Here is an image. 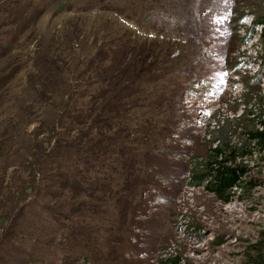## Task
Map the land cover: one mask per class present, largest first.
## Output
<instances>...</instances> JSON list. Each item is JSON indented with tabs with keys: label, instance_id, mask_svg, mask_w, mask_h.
I'll use <instances>...</instances> for the list:
<instances>
[{
	"label": "rangeland",
	"instance_id": "1",
	"mask_svg": "<svg viewBox=\"0 0 264 264\" xmlns=\"http://www.w3.org/2000/svg\"><path fill=\"white\" fill-rule=\"evenodd\" d=\"M74 1L78 2L74 11L59 15H55L54 3L25 31L22 53L32 55L37 49L45 50L61 60L71 76L61 80L37 75L31 83L36 92L27 97L41 94L42 101H25L21 96L22 113L18 112L22 115L6 121L5 111L4 116L0 114V135L16 129L9 157L0 158V187L16 177L23 184L17 185L23 195L26 183L22 179L28 181V175L24 172L17 177L13 165L25 163V148L30 144L45 140L43 146L48 148L49 128L59 118L65 95L81 81L90 62H96L111 43L124 40L139 46L133 54L141 51L152 57L149 67L155 64L166 70L176 69L174 110L162 116L172 130L164 133L157 146L160 158L152 159L147 184L135 200L137 212L128 217L124 235H117L110 245V260L77 257L70 264H240L247 247L264 238V143L251 142L246 132H264V36L262 26L257 24L258 17L264 15V0H202L198 21L168 19L169 31L141 29L132 9L121 8L124 0H115L106 9L98 6L82 13L77 11H82L87 1ZM183 1L184 8L190 9V0ZM10 3L0 0V13L1 7ZM8 62L13 63L0 60V67ZM128 62L127 69L114 77L120 86L135 80L134 69L143 65L139 57L134 62L132 56ZM19 77L25 78V74ZM110 95L106 93V98ZM219 121L222 126L227 121L234 125L227 133L232 138L230 143L224 144L231 149L215 159L226 160L228 166L239 165L245 171L243 183L229 191L228 200L208 191L210 175L199 185L193 178L202 174L199 164L215 160H210L208 153L219 145L211 136ZM249 121L254 124L250 126ZM5 137L6 133L0 139ZM5 187L0 192L5 195L3 201L0 199V236L6 222L10 224L9 212L15 202L12 193L6 199L10 192ZM30 187L32 184L27 192L32 196L35 191ZM39 200L59 213L70 211L64 200L46 196ZM22 220L31 224L32 218L24 215ZM30 244H20L32 256L29 264H63L62 254L56 253L51 259L49 248L33 250ZM11 258L22 262L26 256L10 252L9 264H13Z\"/></svg>",
	"mask_w": 264,
	"mask_h": 264
},
{
	"label": "trees",
	"instance_id": "2",
	"mask_svg": "<svg viewBox=\"0 0 264 264\" xmlns=\"http://www.w3.org/2000/svg\"><path fill=\"white\" fill-rule=\"evenodd\" d=\"M57 1L11 0L9 6L1 7L0 60L13 61L0 67V114L4 116L2 113L5 111L6 121L13 120L18 114L22 115L18 112L20 110L22 113L19 107L21 96L25 101L29 99L33 102L35 98V102L42 101L41 94L27 97L36 92L31 88L34 77H59L62 80L71 76L62 61L45 50L37 49L32 55L21 52L27 38L25 31L35 25L38 16L54 3L55 15L74 11L78 3L74 0ZM86 1L87 5L80 3L84 6L80 9L82 11L77 12H88L98 6L106 9L115 0ZM183 4V0H124L121 8L132 9L143 30L157 27L169 31L166 23L168 19L178 21L187 18L188 22L199 20L198 10L204 6L202 0H190L188 10ZM167 7L178 10V13L169 11ZM257 24L262 26L264 36V15L258 17ZM198 26H201L200 22ZM136 48L139 46L117 40L97 57L96 62H90L80 77L81 81L65 95L63 105L59 108V118L49 128V139H46L48 148L43 146L45 140L30 144L25 148V163L13 165L16 176L21 177L26 172L28 181L22 179L26 183L22 196L17 185L23 184H19L16 177L11 183L6 182L0 187V192L5 186L10 192L6 199L12 193L15 200L9 212L10 224L6 222L7 227L0 236V264H9L10 252L26 256L21 258L22 262L11 258L13 264H29L32 256L20 245L28 241L34 245L33 250L49 248L51 259L56 253L62 254L63 264H70L77 257L92 258L98 262L110 260V245L115 242L117 235H124L128 217L137 212L135 200L140 189L147 184L150 176L147 171L152 159L160 158V148L157 146L164 133L172 130V127L168 129V124H164L162 116L174 110L176 93L173 90V74L176 69L167 67L166 70L155 64L149 67L152 57L141 51L133 54ZM132 56L134 62L139 57L143 65L134 69L135 80L120 86L114 77L127 69ZM125 60L124 67L119 68ZM111 68L113 71L110 73ZM22 74H25V78L19 77ZM106 93L111 94L109 98H106ZM249 124L252 126L254 122L249 121ZM232 125L233 122L227 121L223 126L220 124L218 129L214 128L211 136L213 142H219V145L216 149H210V160L231 149L224 144L230 143L232 139L227 136ZM246 132L251 142L264 143V132ZM4 133L6 137L0 139V158L9 157L16 129L1 135ZM240 148L233 152H238ZM224 162L226 160L215 159L210 164H199L202 174L194 175L193 178L199 185L210 175L208 191L228 200L231 196L229 191L243 183L245 171L239 165L233 167ZM30 184L33 186L30 188L35 191L32 196L27 192ZM3 196L0 195L1 201ZM45 196L64 200L70 209L69 213H59L37 201ZM24 215L27 218L31 216L35 223L30 221L31 224H27L22 220ZM18 218L19 221H16ZM240 264H264V238L247 247Z\"/></svg>",
	"mask_w": 264,
	"mask_h": 264
}]
</instances>
